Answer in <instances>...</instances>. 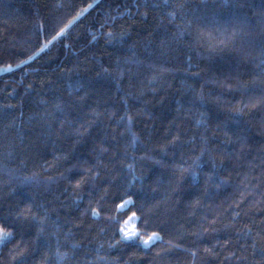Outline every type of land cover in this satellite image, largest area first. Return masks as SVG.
<instances>
[{
	"label": "trees",
	"instance_id": "16d2710c",
	"mask_svg": "<svg viewBox=\"0 0 264 264\" xmlns=\"http://www.w3.org/2000/svg\"><path fill=\"white\" fill-rule=\"evenodd\" d=\"M9 65L0 264H264V0H0Z\"/></svg>",
	"mask_w": 264,
	"mask_h": 264
},
{
	"label": "snow or ice",
	"instance_id": "6c2138e0",
	"mask_svg": "<svg viewBox=\"0 0 264 264\" xmlns=\"http://www.w3.org/2000/svg\"><path fill=\"white\" fill-rule=\"evenodd\" d=\"M94 7V4H88L87 7L82 8L80 12L77 13L75 17H73L72 20L68 22V24L64 25L60 29L59 32H57L56 37H53V39H56L57 37L63 35L65 33V30L71 25L76 19H78L80 16H83L90 8ZM170 15L175 16V13H170ZM109 37H111V33L107 34ZM95 39V36L93 37ZM49 43H51L49 41ZM43 50V49H41ZM31 59V58H29ZM23 63V62H22ZM0 71H11V65H9L7 68L0 69ZM123 119V117H121ZM129 122L131 121V117H128ZM133 139L135 140V134H133ZM131 167V166H129ZM80 186V182H77L76 187ZM132 200L131 198L123 201L120 205H118V208H124L128 204H131ZM93 215H98V211L96 209H92ZM137 219L136 213H132L131 216L127 218V220L124 221V223L121 225L119 231L122 234V239L125 241H130V240H138L140 244H142L144 247H149L150 244L157 240L160 239L159 233L157 232H152L151 234L147 235L146 237L144 235H141L140 231L136 229L135 227L128 228L127 225L131 222ZM12 237V232L10 228H5L3 226H0V244L5 243ZM119 243V241L117 242ZM206 252H211V249H205Z\"/></svg>",
	"mask_w": 264,
	"mask_h": 264
},
{
	"label": "rangeland",
	"instance_id": "374dc122",
	"mask_svg": "<svg viewBox=\"0 0 264 264\" xmlns=\"http://www.w3.org/2000/svg\"><path fill=\"white\" fill-rule=\"evenodd\" d=\"M129 226H130V223L127 225V227L130 228L131 226L130 227Z\"/></svg>",
	"mask_w": 264,
	"mask_h": 264
}]
</instances>
